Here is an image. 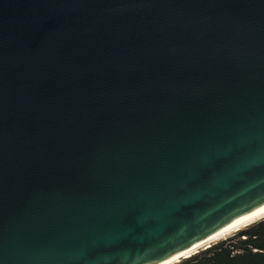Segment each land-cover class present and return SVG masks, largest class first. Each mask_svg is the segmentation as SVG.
I'll list each match as a JSON object with an SVG mask.
<instances>
[{"label": "water", "instance_id": "obj_1", "mask_svg": "<svg viewBox=\"0 0 264 264\" xmlns=\"http://www.w3.org/2000/svg\"><path fill=\"white\" fill-rule=\"evenodd\" d=\"M263 207L264 0H0V264H161Z\"/></svg>", "mask_w": 264, "mask_h": 264}, {"label": "trees", "instance_id": "obj_2", "mask_svg": "<svg viewBox=\"0 0 264 264\" xmlns=\"http://www.w3.org/2000/svg\"><path fill=\"white\" fill-rule=\"evenodd\" d=\"M175 264H264V218Z\"/></svg>", "mask_w": 264, "mask_h": 264}, {"label": "bare ground", "instance_id": "obj_3", "mask_svg": "<svg viewBox=\"0 0 264 264\" xmlns=\"http://www.w3.org/2000/svg\"><path fill=\"white\" fill-rule=\"evenodd\" d=\"M262 218H264V207L253 212V213H251V214H248L244 217L235 219L234 221H232L231 223H229L228 225H226L225 227H223L222 229L217 231L215 234H213L206 241L198 244L197 246H195L191 250L185 252L184 254L180 255L179 257L173 258V259L168 260V261L161 263V264H175V263H177V261H179L183 257H189V256L193 255L194 253H196L197 251H199L200 249H205L206 246L211 245L217 241H220V240L228 237L232 233H235V232L245 228L246 226L254 223L255 221L257 222L258 220H260Z\"/></svg>", "mask_w": 264, "mask_h": 264}, {"label": "rangeland", "instance_id": "obj_4", "mask_svg": "<svg viewBox=\"0 0 264 264\" xmlns=\"http://www.w3.org/2000/svg\"><path fill=\"white\" fill-rule=\"evenodd\" d=\"M232 235H233V233H232ZM231 236V235H230Z\"/></svg>", "mask_w": 264, "mask_h": 264}]
</instances>
